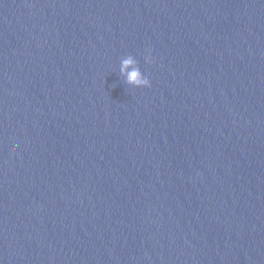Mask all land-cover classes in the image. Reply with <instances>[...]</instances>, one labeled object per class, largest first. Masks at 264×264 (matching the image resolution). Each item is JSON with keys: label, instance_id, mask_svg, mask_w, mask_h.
<instances>
[{"label": "water", "instance_id": "95a60500", "mask_svg": "<svg viewBox=\"0 0 264 264\" xmlns=\"http://www.w3.org/2000/svg\"><path fill=\"white\" fill-rule=\"evenodd\" d=\"M0 264H264V0H0Z\"/></svg>", "mask_w": 264, "mask_h": 264}, {"label": "clouds", "instance_id": "9594fccd", "mask_svg": "<svg viewBox=\"0 0 264 264\" xmlns=\"http://www.w3.org/2000/svg\"><path fill=\"white\" fill-rule=\"evenodd\" d=\"M147 62L153 61L151 50H148ZM131 70L129 71V69ZM121 74L126 76L127 83L137 88L150 87V80L145 76L140 69L136 66V61L133 57L129 56L121 61Z\"/></svg>", "mask_w": 264, "mask_h": 264}]
</instances>
